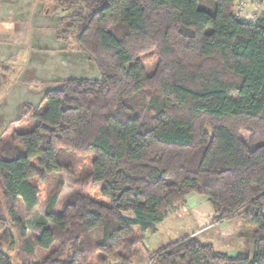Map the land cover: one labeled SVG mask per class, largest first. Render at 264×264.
I'll use <instances>...</instances> for the list:
<instances>
[{"label":"trees","instance_id":"1","mask_svg":"<svg viewBox=\"0 0 264 264\" xmlns=\"http://www.w3.org/2000/svg\"><path fill=\"white\" fill-rule=\"evenodd\" d=\"M211 1L212 12L198 0H54L65 14L55 38L72 39L100 80L66 79L0 134V235L10 224L28 256L51 252L22 264H264V24L236 15L234 0ZM152 49L147 76L139 56ZM9 72L0 65V91ZM53 172L90 179L104 201L76 192L29 237L19 205L32 211L31 179ZM191 194L213 224L251 229V256L193 236L149 252L145 235ZM0 264H13L1 241Z\"/></svg>","mask_w":264,"mask_h":264},{"label":"rangeland","instance_id":"2","mask_svg":"<svg viewBox=\"0 0 264 264\" xmlns=\"http://www.w3.org/2000/svg\"><path fill=\"white\" fill-rule=\"evenodd\" d=\"M234 1L236 15L243 10L244 16L241 14L240 16H243L245 20L264 24V0ZM25 2H29L30 6L33 5L35 14L42 17L41 24L40 21L37 22L42 28V34L49 33L54 38L58 18L65 17V14L55 9L54 0H27ZM198 2L200 6L208 8L210 12L213 11L214 6L211 0H198ZM46 12L49 14L44 15ZM36 44H40L37 37L32 41L33 46ZM54 46L55 48L47 44L44 48L37 46V53L33 54L32 61L29 56L28 60L26 59L22 64L8 66L10 72L6 74L4 86L0 91V134H10L17 127L15 121L23 100L37 106L48 90L59 88L68 78L100 80L94 62L79 50L72 39L68 42H57L54 39ZM26 47H31V45ZM45 59L46 61L43 62ZM139 59L146 75H152L159 62L157 50L152 49L143 53ZM242 137L245 140L249 138L246 133H242ZM89 162L90 158L83 159L77 168L88 167ZM33 165L36 163L33 162ZM31 182L38 188L37 205L30 212L25 210L22 203L19 205V214L29 237L33 232V227L42 222L46 210L56 211L61 208L62 204L76 192L99 202L104 201L99 196V188L93 186L90 179H83L77 174L53 172L48 174L43 181L35 177L31 179ZM197 197L191 194L186 198L188 201L186 200L185 204L168 210L163 221L156 225L157 233L154 235L147 233L145 245L149 252L156 251L171 241L193 235L202 243L212 244L215 250L230 256L237 253L251 256L253 253L251 229L236 220L213 224L214 213L211 205L206 200ZM207 225L210 227L206 228ZM5 231L7 237L0 235L1 247L13 264H22L26 259L29 262L41 263L51 253L34 248V254L28 256L15 229L9 224ZM92 239L99 241L98 231L93 232ZM150 263L148 259L140 258L130 264ZM108 264L120 263L110 259Z\"/></svg>","mask_w":264,"mask_h":264},{"label":"crops","instance_id":"3","mask_svg":"<svg viewBox=\"0 0 264 264\" xmlns=\"http://www.w3.org/2000/svg\"><path fill=\"white\" fill-rule=\"evenodd\" d=\"M25 1L27 0H0V65H19L22 64L26 59L28 60L29 56L32 61L33 54L37 53V46L40 48H44V46L47 44L52 46V48H55L54 39L58 42V40L55 38V33L53 35L54 38L49 33L46 35L42 34V28L41 26H38L39 21L41 24L42 17L35 14L33 5L30 6L29 2L26 3ZM48 14L49 12H46L44 15ZM35 37L40 40V44H36L35 46H33L32 41ZM29 44L31 45V47L27 48L26 46H28ZM57 48L59 49V47ZM45 61L46 59L43 62ZM41 100L39 101V104ZM22 103L31 104L29 101L25 100H23L20 105ZM199 198L206 200L203 197ZM209 227V225L206 226V228ZM157 230L158 227H156V231L152 235L156 234ZM146 239L147 234L145 235V240Z\"/></svg>","mask_w":264,"mask_h":264},{"label":"built area","instance_id":"4","mask_svg":"<svg viewBox=\"0 0 264 264\" xmlns=\"http://www.w3.org/2000/svg\"><path fill=\"white\" fill-rule=\"evenodd\" d=\"M239 4H240V3H239ZM237 5H238V4H237ZM237 5H236V6H237ZM242 9H243V8H242ZM243 13H244V11L241 10V11H240V14L243 15ZM240 14H239L238 16H239L240 18L244 19V17H243L244 15H243V16H240Z\"/></svg>","mask_w":264,"mask_h":264}]
</instances>
